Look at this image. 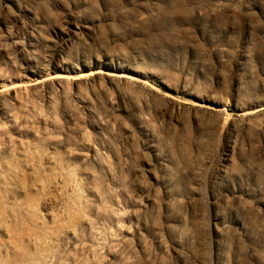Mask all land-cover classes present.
Instances as JSON below:
<instances>
[{
    "label": "rangeland",
    "instance_id": "1",
    "mask_svg": "<svg viewBox=\"0 0 264 264\" xmlns=\"http://www.w3.org/2000/svg\"><path fill=\"white\" fill-rule=\"evenodd\" d=\"M0 264H264V0H0Z\"/></svg>",
    "mask_w": 264,
    "mask_h": 264
},
{
    "label": "bare ground",
    "instance_id": "2",
    "mask_svg": "<svg viewBox=\"0 0 264 264\" xmlns=\"http://www.w3.org/2000/svg\"><path fill=\"white\" fill-rule=\"evenodd\" d=\"M67 37H68V38H67ZM69 38L71 39V37H70L69 35H66L65 40H64L62 43H64V44L69 43V42H70V39H69ZM92 72H93V71H92ZM92 72L90 73V75L93 76L94 74H98V72H100V71L93 72V73H92ZM34 74H36V76H41V75H42V72H41V71H40V72L38 71V72H34ZM104 74H106L107 76H110V77H111V76H117V75H115V73L107 74V73L104 72ZM90 75H89V76H90ZM60 76H61V75H60ZM82 76H83V75H82ZM119 76H120V75H119ZM121 76H122V75H121ZM121 76H120V77H121ZM124 76H126V75H124ZM60 78H61V77H60ZM202 107H203L204 109H206V110H209V107H206V106H204V105H203ZM257 110H258V109H257ZM254 111H255V110H254ZM252 113H253V112H250V113H248V114L250 115V114H252ZM247 117H248V116H247ZM226 138H227V137H226ZM41 183H42V182H41ZM30 235H31V234H30ZM15 247H16V246H15ZM55 259H56V258H55ZM56 261H57V260H56Z\"/></svg>",
    "mask_w": 264,
    "mask_h": 264
}]
</instances>
